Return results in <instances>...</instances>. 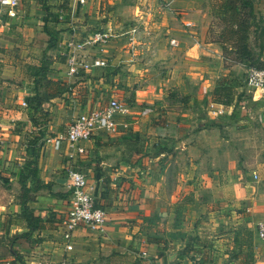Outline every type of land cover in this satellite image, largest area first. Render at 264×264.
Listing matches in <instances>:
<instances>
[{
  "label": "crops",
  "instance_id": "0c3cea01",
  "mask_svg": "<svg viewBox=\"0 0 264 264\" xmlns=\"http://www.w3.org/2000/svg\"><path fill=\"white\" fill-rule=\"evenodd\" d=\"M112 1L88 0L80 6L74 0H27L20 18L0 23V198L4 186L7 191L19 190L12 174L25 157L28 142L38 136L40 183L65 179L71 167L84 175L95 205L106 214L101 231L79 225L67 251L61 223L69 200L44 189L30 207L56 223L39 232L36 245L32 239H19L22 246L11 244L5 253L10 258L15 253L30 264H170V253H176L171 264H245L239 241L242 230L248 229L253 233L252 264H264L263 246L253 228L264 220V183L258 185L264 145L258 148L259 138L249 136L254 129L264 131L262 118L250 121L256 114L264 115V103L250 105V96L242 95L240 86L233 89L234 100L224 106V115L209 114L212 102L220 105L212 96L216 81L233 79L241 69L224 67L219 31L210 30L214 13L219 16L223 11L222 0H161L160 8H154L160 14L154 20L158 34L139 28L133 48L128 41L87 50L106 58L109 68L69 78L65 71L69 26L85 33L121 28L113 13L99 8ZM135 9V18L143 20L145 9ZM134 26L142 25L133 22L129 27ZM141 31L151 37H142ZM171 39L177 47H170ZM42 60L48 64L46 78L66 91L52 105H44L47 114L39 130L31 124L26 101L33 95L30 67ZM253 93L264 100V94ZM110 100L122 103L127 115L119 117L115 134L97 133L80 143L83 155L64 143L55 150L43 142L62 136L69 118ZM250 158L256 160L249 162ZM61 186L52 191H68L67 183ZM11 192L9 201L0 203L4 238L26 233L21 224L9 225L10 216L20 213L14 195L18 193ZM145 217L152 219L151 224ZM188 239L191 246L182 257ZM111 255L120 258L108 260Z\"/></svg>",
  "mask_w": 264,
  "mask_h": 264
},
{
  "label": "built area",
  "instance_id": "2783aa9c",
  "mask_svg": "<svg viewBox=\"0 0 264 264\" xmlns=\"http://www.w3.org/2000/svg\"><path fill=\"white\" fill-rule=\"evenodd\" d=\"M27 0H0V14L5 13L7 19L21 17V6ZM78 5L85 6L88 0H74ZM148 2V0H136ZM70 38L67 42L65 59V71L69 78H73L80 72H88L92 69H104L109 66L104 57L92 55L87 50L105 46L115 38L110 28H100L85 35H80L74 25L69 26ZM131 37L128 39L131 47L136 44L138 28L136 26L128 30ZM172 48L178 46L175 39L169 41ZM246 85L256 93L264 94V69L248 68L246 70ZM25 106V103H22ZM209 114L220 117L225 114L222 105L212 102L209 105ZM127 115L126 107L117 100H110L106 105L90 111L79 112L67 126L65 133L55 139H44L46 144H52L55 150H59L64 143L74 154L83 155L84 149L80 143L89 141L97 133L113 135L117 131L119 117ZM3 145L0 139V147ZM256 179V176L253 177ZM65 179L70 192L68 213L61 223V239L65 250H71V237L74 230L82 225L88 230L101 231L106 223L105 211L95 205L92 190L87 186L84 175L69 167L65 171ZM257 239L264 242V220L255 225ZM145 256V254H142ZM0 264H27L16 258L2 259Z\"/></svg>",
  "mask_w": 264,
  "mask_h": 264
},
{
  "label": "trees",
  "instance_id": "16d2710c",
  "mask_svg": "<svg viewBox=\"0 0 264 264\" xmlns=\"http://www.w3.org/2000/svg\"><path fill=\"white\" fill-rule=\"evenodd\" d=\"M223 7L221 15V24H219V33L217 42L220 44L223 55V65L225 68L232 66H242L243 68H257L264 69V63L260 62L254 57L252 50L249 47V32L251 28H256L258 31V19H256L252 0H222ZM106 67L104 69H107ZM33 95L26 101L27 107L31 110L29 119L31 124L35 127L39 125L37 119H43L47 114L45 111V104L52 105V100L59 98L64 90L59 83L50 81L46 78L48 72V64L44 60L40 61L38 65L30 67ZM240 87L235 83V79L228 77H220L216 81V87L213 90V101L222 106H229L233 101V89ZM39 130L40 127L38 126ZM41 135L40 131L38 132ZM42 138V137H41ZM40 137L36 136L28 142V151L25 157L21 160L16 174H12L19 185V193L17 195V202L20 208V213L15 216H10L9 225L14 224L26 229V233L19 235V238L32 239L33 244L39 241L38 234L46 227H52L56 223L53 217L42 218L37 211L32 209L30 204L34 201L35 196L42 190H48L50 194L56 196L58 199L70 198V192L61 191L54 193L52 188L62 189L59 184H45L40 183L38 177V161L36 155V146ZM160 149L158 148L157 151ZM144 221L152 222V219L145 217ZM176 222L174 223L175 226ZM35 236V238H33ZM183 235H180L182 238ZM17 238V237H16ZM193 239V238H192ZM189 239V240H192ZM149 240V239H148ZM152 242L160 243L157 240ZM240 251L239 255L245 261V264H252L254 260L253 251V233L248 229L241 232L240 237ZM190 243H187L181 251V255L186 256L189 252ZM18 259V255H12ZM120 258L118 255H111L109 259Z\"/></svg>",
  "mask_w": 264,
  "mask_h": 264
},
{
  "label": "rangeland",
  "instance_id": "374dc122",
  "mask_svg": "<svg viewBox=\"0 0 264 264\" xmlns=\"http://www.w3.org/2000/svg\"><path fill=\"white\" fill-rule=\"evenodd\" d=\"M160 1L161 0H148V2L144 3V2H138L136 0H114L110 3L105 4V7L102 6V4L99 6V8H104V11H107V14L109 13H113V18H115L117 20L118 24H121V28H115L113 26H109L113 32V34L115 35V38L112 40V43L108 44V45H113L115 42V45H126V43L129 41L128 39L131 37L130 34L127 33L128 28L130 25H132V23L134 22L135 25L138 26V23L140 25H142L141 27L138 26V29L140 28V30L144 27H147V29L152 32L151 34H158L155 33V25H154V20H158L160 19V14H156L157 11L154 10L155 9H159L160 8ZM169 1V0H166ZM170 2V1H169ZM253 3V10L256 16V19H258V25H259V30L257 31L256 28H251L250 32H249V47L252 50L254 57L257 58L260 62L264 63V0H252ZM138 7L139 10H143V8L145 9V13L146 15H144L143 20L142 19H138L135 18L134 16V11H136L135 7ZM154 10V11H153ZM102 13V12H101ZM106 14V15H107ZM159 17H158V16ZM221 17L218 16V14L214 13V18L211 20V24H210V30L215 31V33H217L219 31V24H221ZM144 22V23H143ZM154 25V26H153ZM128 27V28H127ZM155 28V29H154ZM126 31V32H125ZM80 35H85L87 33H85L84 31H80V29L78 30ZM142 32V37H151V35L147 34L144 31ZM70 38V37H69ZM135 45H133L134 47ZM241 69H236L239 70V72H234L235 73V83L239 84L241 87H244L242 89V95H245L246 97L250 96L248 99L252 102V104L250 105H254V106H262L264 103V100L260 97H256L255 94L253 92H247V89H249L246 85V68H243L242 66ZM250 90V89H249ZM234 100V97H233ZM258 118H262V120H264V115L263 114H256L255 118H252V120L250 119V121H256ZM72 118H69L67 120L68 125L70 124ZM37 121L39 122V127H41V125L44 123L43 119H37ZM10 124H7L8 127H11ZM264 133V131H260V130H253V133L250 132L249 136L252 135V137L255 138H259L258 142H257V147H261L264 145V138L262 137V134ZM245 135L248 136V131L244 133ZM158 144L160 145V142H158ZM261 144V146H260ZM259 145V146H258ZM254 151L256 152V145H254ZM255 156V155H254ZM256 158L253 160L252 158L249 159V162L251 161H255ZM262 177L261 180L262 182H259L258 185H262L264 183V158H262ZM252 166V164H251ZM259 178V177H258ZM253 181H257V180H253ZM4 196H2L3 198H0V203H4L6 204L9 201V197H7L8 195L13 196L12 194V190H15V193H19V190H17V188L14 189H8L4 186ZM40 194V193H39ZM15 197H17V194H14ZM203 220V219H202ZM160 226V230L164 229L162 224H159ZM203 228V226H202ZM253 228H255V226H253ZM204 229H208V228H204ZM205 232V230H204ZM207 233V231L205 232ZM17 237V238H16ZM19 239H23V238H19V236H13V238H4L3 236L0 235V258L3 259H10V254L8 252L5 253V249L8 250V247L11 244H17L22 246L23 241L19 240ZM162 240H164L165 242V246L168 248L170 246L167 245L168 240L165 238H160ZM171 240V239H170ZM186 244L190 243L191 241L185 240L184 241ZM258 243H260L263 247L260 250V253L263 254L264 256V242L258 241ZM183 245V244H182ZM182 245L180 246H173V247H178L181 248ZM172 247V248H173ZM184 249V247H183ZM2 254H5L3 256H1ZM12 258V257H11ZM2 260V259H1ZM18 260L23 261L25 263H27L25 260H22V258L18 257ZM30 264V263H27Z\"/></svg>",
  "mask_w": 264,
  "mask_h": 264
},
{
  "label": "water",
  "instance_id": "95a60500",
  "mask_svg": "<svg viewBox=\"0 0 264 264\" xmlns=\"http://www.w3.org/2000/svg\"><path fill=\"white\" fill-rule=\"evenodd\" d=\"M5 19H6V14L5 13L0 14V23L1 24H4ZM56 183H59L61 185H66V179H57L56 180ZM175 255H176V253H170V254H168V262L170 264L173 263V261L175 259Z\"/></svg>",
  "mask_w": 264,
  "mask_h": 264
}]
</instances>
